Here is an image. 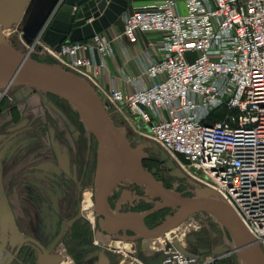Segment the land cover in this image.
I'll return each instance as SVG.
<instances>
[{
	"label": "built area",
	"instance_id": "1",
	"mask_svg": "<svg viewBox=\"0 0 264 264\" xmlns=\"http://www.w3.org/2000/svg\"><path fill=\"white\" fill-rule=\"evenodd\" d=\"M146 1L129 0L122 33L52 48L44 28L28 56L47 53L88 78L139 139L221 195L264 252V0ZM117 43L138 70L122 69L125 87L106 89L97 73ZM170 244L161 264H201Z\"/></svg>",
	"mask_w": 264,
	"mask_h": 264
},
{
	"label": "water",
	"instance_id": "2",
	"mask_svg": "<svg viewBox=\"0 0 264 264\" xmlns=\"http://www.w3.org/2000/svg\"><path fill=\"white\" fill-rule=\"evenodd\" d=\"M47 2L48 0H0V89L16 87L19 100L36 91L59 96L78 112L85 127L93 133L98 143L94 209L99 215L98 224L102 232L107 235L122 232L125 241L154 239L179 227L194 214L205 212L221 223L229 235L219 241L214 250L215 255L233 251L240 264H264L261 246L231 205L215 190L188 178L156 143L139 139L138 146H133L126 128L114 122L108 112L109 104L101 99L88 79L60 64L48 63L47 53L32 58L11 45L5 30L21 23L28 14L33 13L34 17L40 19L37 21L32 16L27 20L32 29V37L39 35L49 15H41L42 6L39 3L46 5ZM59 2L60 0H50L47 13H51L55 7L57 10L41 36L42 41L52 48H59L65 41L88 40L96 33L105 31L122 17L129 4V0H63L60 5ZM59 113L73 129L68 119ZM149 152L159 156L173 175L187 179L194 187V195L184 196L158 180L155 170H148L144 165ZM122 181L144 186V198L153 202V206L146 211H122V205L127 200L143 198L139 195L131 198L129 193H123L115 208H112L109 198ZM167 208L172 209L173 214L167 215L156 227H147L145 219L148 216ZM4 222L10 226L12 237L16 239L19 232L15 219L3 197L0 199V226ZM128 231L134 233L133 236L128 237ZM173 245L188 256L199 257L178 240ZM164 257L161 253L156 258L145 260V256H141L140 259L145 264H161ZM101 264H110L109 259L104 258Z\"/></svg>",
	"mask_w": 264,
	"mask_h": 264
},
{
	"label": "flooded vegetation",
	"instance_id": "3",
	"mask_svg": "<svg viewBox=\"0 0 264 264\" xmlns=\"http://www.w3.org/2000/svg\"><path fill=\"white\" fill-rule=\"evenodd\" d=\"M10 88L0 89V199L7 201L19 234L14 239L10 226L1 224L0 264H101L104 258L110 264H120L113 250L100 243L102 237L129 241L123 239L122 232L103 233L98 224L94 209L98 168L95 136L65 99L36 91L19 100L18 89L9 92ZM36 93L38 103L28 107ZM151 155L149 152L148 159ZM153 170L157 177V169ZM166 174L165 179H157L167 188L184 196L194 192L187 179L175 177L171 171ZM123 193L143 198L127 200L122 211H146L154 204L144 198V186L122 181L109 198L112 208ZM89 198L93 220L86 215ZM165 210L169 212L161 217ZM173 212L170 208L159 210L145 223L154 228ZM133 234L127 232L128 237ZM139 256H145L144 252Z\"/></svg>",
	"mask_w": 264,
	"mask_h": 264
},
{
	"label": "rangeland",
	"instance_id": "4",
	"mask_svg": "<svg viewBox=\"0 0 264 264\" xmlns=\"http://www.w3.org/2000/svg\"><path fill=\"white\" fill-rule=\"evenodd\" d=\"M39 4L42 6L41 15L49 14L46 23L43 25V28L40 30V32H42L43 29L46 28V25L50 21V19L54 17L57 7H55L51 11V13H47V8H49L48 6H50V0H48L46 5H43L42 3H39ZM31 17L36 18L34 17L33 13L28 14L25 16L24 20L21 23L16 24L13 27L5 30L6 38L11 43V45L14 46L16 49H18L19 51H21L22 53H25L26 55H28L27 47L32 46L31 44L34 43V41L38 37V35L36 38L32 37L31 26H28L27 24V20ZM36 20L40 21L39 18L38 19L36 18ZM29 57L36 58L37 55L32 54ZM47 62L62 65L61 62H59L52 56H48ZM64 67L70 70L68 67L66 66ZM70 71H73V70H70ZM93 86L99 92L95 84H93ZM14 89H17V88L11 87L9 89V92H12ZM38 101H39L38 93L33 94L31 98L29 99V103L27 104V106L28 107L34 106L38 103ZM113 108L114 107L109 108L108 111L110 115L112 116V118L114 119V122L119 126L126 127L128 139L131 142L137 143V140H139V135L136 132H134L133 127H131L128 121H126L121 115L117 114ZM144 164L148 170H153V168H156L157 177L159 179H165V176L167 175L166 173L168 171H171L167 168L165 162H163L159 156L151 155V158L146 160ZM193 195H194V192L187 194V196H193ZM91 203H92V200L89 198L88 206ZM166 212H169V210L163 211L162 213H160V216L162 217ZM182 226L184 227L186 231V235L182 238V244L185 248H187L191 252L199 255L200 257L199 262L201 264H240L238 261L236 252L227 251L220 255L214 254V250L217 247L219 241L224 238L229 237V235L228 233H226V230L223 227V225L217 222L216 220H214L211 215L205 212L196 213L187 220L185 225H182ZM170 235L171 234L169 233V235L164 234V235L159 236V240L155 243V251L157 250V248L159 250L166 244L170 243L171 241ZM147 241L148 240H144L143 242L136 241L134 249L133 248L128 249L125 246L120 249L119 246L115 245V243L118 241L113 238H108V237H102V240L100 241V243H102L103 245H107L109 248L113 250L111 251V253L116 256L118 263L128 264V262L131 261L130 262L131 264H140L142 261L140 260L139 255L142 252H144L145 255L147 254V249H146ZM115 250H120V252L115 253Z\"/></svg>",
	"mask_w": 264,
	"mask_h": 264
},
{
	"label": "crops",
	"instance_id": "5",
	"mask_svg": "<svg viewBox=\"0 0 264 264\" xmlns=\"http://www.w3.org/2000/svg\"><path fill=\"white\" fill-rule=\"evenodd\" d=\"M139 4L146 3V0H136ZM124 27L123 18L120 17V19L113 24L110 28L106 29L105 33H107L110 36L122 33ZM116 55L108 60L107 64V70L102 71L99 70L97 73V79L99 83L103 86V88H110L112 83L115 81L116 85L119 87H125L122 79H121V70L126 69L132 74L137 73V67L134 62L131 60H127L125 53L123 51L122 45L120 43H117L116 46ZM139 46H133L129 47L131 56L136 55V52L139 50Z\"/></svg>",
	"mask_w": 264,
	"mask_h": 264
},
{
	"label": "bare ground",
	"instance_id": "6",
	"mask_svg": "<svg viewBox=\"0 0 264 264\" xmlns=\"http://www.w3.org/2000/svg\"><path fill=\"white\" fill-rule=\"evenodd\" d=\"M90 206V205H89ZM87 207V213H86V215L90 218V219H92L93 218V216H94V214H93V212L90 210V208L91 207ZM187 222V221H186ZM185 223V222H184ZM184 223L182 224V225H184ZM182 225H180L179 227H177V228H175V229H173V230H171V231H169L168 233H166V234H168L169 235V233L171 234L170 235V239H171V244H170V246L169 247H171L172 249H176L175 248V246L173 245V242L174 241H176V240H178V241H180L181 243H182V238L186 235V231H185V229H184V227L182 226ZM173 236V237H172ZM146 240H148L147 242H146V249H147V254L145 255L146 257H148V258H150V257H157L159 254L158 253H162V251H160V250H162V249H159L158 250V248H157V250L155 251V243L159 240V237H157V238H154V239H146ZM111 242V241H110ZM130 242V241H129ZM125 243V242H116L115 243V245H117V246H119L120 247V249L122 248V247H127L128 249H131V248H135V241H132V242H130V243ZM134 242V243H133ZM145 248V247H144ZM178 250V249H177ZM150 254H152V255H150ZM158 254V255H157ZM127 261V260H126ZM131 262V261H130ZM130 262H128V264H131ZM125 263V262H124ZM62 264H68L67 262H65V263H62Z\"/></svg>",
	"mask_w": 264,
	"mask_h": 264
},
{
	"label": "trees",
	"instance_id": "7",
	"mask_svg": "<svg viewBox=\"0 0 264 264\" xmlns=\"http://www.w3.org/2000/svg\"><path fill=\"white\" fill-rule=\"evenodd\" d=\"M186 223V222H185ZM185 223H184V225H185Z\"/></svg>",
	"mask_w": 264,
	"mask_h": 264
}]
</instances>
